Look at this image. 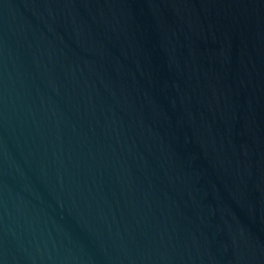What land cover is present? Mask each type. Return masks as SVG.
<instances>
[{
    "label": "water",
    "instance_id": "obj_1",
    "mask_svg": "<svg viewBox=\"0 0 264 264\" xmlns=\"http://www.w3.org/2000/svg\"><path fill=\"white\" fill-rule=\"evenodd\" d=\"M0 264H264V0H0Z\"/></svg>",
    "mask_w": 264,
    "mask_h": 264
}]
</instances>
